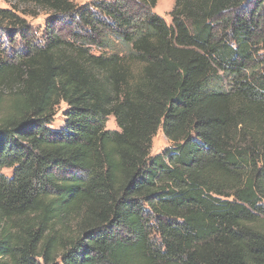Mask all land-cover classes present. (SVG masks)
Segmentation results:
<instances>
[{
  "label": "trees",
  "instance_id": "1",
  "mask_svg": "<svg viewBox=\"0 0 264 264\" xmlns=\"http://www.w3.org/2000/svg\"><path fill=\"white\" fill-rule=\"evenodd\" d=\"M5 1L0 264H264V0Z\"/></svg>",
  "mask_w": 264,
  "mask_h": 264
},
{
  "label": "rangeland",
  "instance_id": "2",
  "mask_svg": "<svg viewBox=\"0 0 264 264\" xmlns=\"http://www.w3.org/2000/svg\"><path fill=\"white\" fill-rule=\"evenodd\" d=\"M72 1L75 4L84 5V4H90L95 0H72ZM175 2L176 0H158V3L153 11L164 17L167 23L171 25L172 24L171 12L175 7ZM12 4L13 6L15 5L19 6L15 2L7 3L5 0H0V8H5L15 11ZM29 8H31V6L21 5L20 11H15V12L19 14L22 18H25L27 20L37 40L39 42H43L45 40V35H46L47 21L52 16L53 12L40 9L38 15L36 16L24 15V12H27ZM16 30H17L16 28L14 29L10 28L9 25H7V23H5L3 26L0 27V38L2 41V45L5 49H7L8 52H10L11 50L21 51L24 49L23 41L19 37ZM93 51L94 53L97 54L100 53L99 50L96 48H93ZM66 110H67V104L65 102H62L60 106L57 108L58 114L55 117L54 123L51 125L52 128L59 129L65 125L64 112ZM106 128L109 130H119V127L116 122V118L114 116L108 117ZM172 145L173 143L165 136L162 128H160V130L153 139L152 155L159 154L163 152L166 148L171 147ZM3 172L7 176L11 177L13 174V169L6 168L3 170ZM35 261L37 262V264H46L42 258H36ZM56 264H61V262L58 261Z\"/></svg>",
  "mask_w": 264,
  "mask_h": 264
}]
</instances>
